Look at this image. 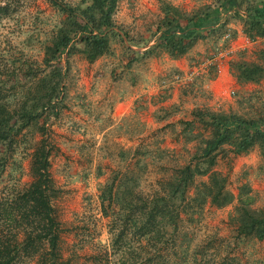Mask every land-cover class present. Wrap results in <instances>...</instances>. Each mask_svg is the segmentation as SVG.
Instances as JSON below:
<instances>
[{
  "label": "trees",
  "instance_id": "16d2710c",
  "mask_svg": "<svg viewBox=\"0 0 264 264\" xmlns=\"http://www.w3.org/2000/svg\"><path fill=\"white\" fill-rule=\"evenodd\" d=\"M47 1L60 19L41 42L40 60L22 50L6 57L0 45V264H64L63 228L54 205L58 189L51 172L50 125L65 107L70 59L81 56L94 63L111 52L114 38H122L114 18L120 0ZM11 13L10 1L0 0V21ZM146 15L144 34L137 38L126 32L129 43L143 49L125 46L112 72L115 80L147 58L164 52L180 59L199 40L225 35L230 15L241 18L242 32L252 41L264 38V0H212L191 12L159 0L158 11ZM235 60L231 69L238 82L258 83L264 77L261 63ZM177 74L183 75L182 70L173 67L169 72L170 77ZM245 101L244 113L195 108L193 120L179 122L187 143L196 141L195 151L151 190L137 188L140 177L122 172L99 184L111 238L109 248L95 256L99 261L242 264L223 240L225 254L214 246L219 239L200 241L189 228L199 222L206 204L221 208L235 199L238 243L264 241V206L252 208L246 200L250 186L244 184L235 195L227 176L215 170L219 158L229 152L248 153L258 145L264 157V98L250 95ZM29 136L31 181L22 185L12 177L7 180L6 174Z\"/></svg>",
  "mask_w": 264,
  "mask_h": 264
},
{
  "label": "rangeland",
  "instance_id": "374dc122",
  "mask_svg": "<svg viewBox=\"0 0 264 264\" xmlns=\"http://www.w3.org/2000/svg\"><path fill=\"white\" fill-rule=\"evenodd\" d=\"M8 1L12 13L0 21L1 48L6 57L18 56L22 50L40 60L41 42L58 23L59 15L47 0ZM170 1L191 12L212 0ZM158 8L159 0H120L114 18L122 38L113 39L111 52L94 63L81 56L70 59L65 107L60 116L52 118L49 130L51 172L58 189L54 205L63 228L64 264H104L95 257L111 243L109 218L99 198L100 183L122 172L140 177L137 188L151 190L160 177L179 162H188L195 151L196 141L187 143L179 123L193 120L195 108L244 113L245 98H264V77L258 83H240L231 69L235 59L264 66V38L245 43L242 20L231 15L225 29L232 36L236 32L233 38L239 48L228 62L225 60L228 64L221 72L214 66H199L217 47L230 44L225 35L217 34L199 40L180 58L184 67L181 80L180 74L170 77L175 63L164 52L136 63L123 78L115 80L112 72L125 46L143 49L129 43L126 32L139 38L145 31L144 16ZM165 114L167 117L162 118ZM32 140L27 137L16 153L7 180L12 177L22 185L31 181ZM233 154L220 157L215 170L227 176V186L235 195L248 184L246 200L252 208H262L264 157L260 146ZM237 203L235 199L221 208L206 204L199 222L189 228L200 241L219 239L214 246L225 254L223 240L228 245L226 250L234 251L242 264H264V241L240 239L238 243Z\"/></svg>",
  "mask_w": 264,
  "mask_h": 264
},
{
  "label": "built area",
  "instance_id": "2783aa9c",
  "mask_svg": "<svg viewBox=\"0 0 264 264\" xmlns=\"http://www.w3.org/2000/svg\"><path fill=\"white\" fill-rule=\"evenodd\" d=\"M233 37L234 36H232V33L227 31L225 34V39L229 40L230 44L227 46L217 47L213 54L207 57L199 66H201L202 69L205 67L214 66L217 72H221L223 70V66L228 64L226 61L228 62V60H230L234 55L235 51L239 48L236 47V40ZM243 39L245 43L252 42V40L247 36H245ZM178 78L180 80L182 79L181 76Z\"/></svg>",
  "mask_w": 264,
  "mask_h": 264
},
{
  "label": "crops",
  "instance_id": "0c3cea01",
  "mask_svg": "<svg viewBox=\"0 0 264 264\" xmlns=\"http://www.w3.org/2000/svg\"><path fill=\"white\" fill-rule=\"evenodd\" d=\"M173 61V63H175V64H173L174 65V67H179V69H183L184 67L183 66H181V64L183 63V62H181V60L180 59H174V60H172Z\"/></svg>",
  "mask_w": 264,
  "mask_h": 264
}]
</instances>
